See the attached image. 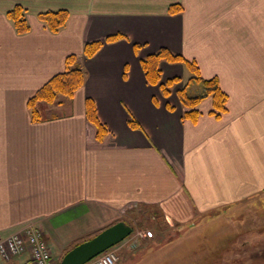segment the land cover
Returning a JSON list of instances; mask_svg holds the SVG:
<instances>
[{
	"label": "crops",
	"instance_id": "0c3cea01",
	"mask_svg": "<svg viewBox=\"0 0 264 264\" xmlns=\"http://www.w3.org/2000/svg\"><path fill=\"white\" fill-rule=\"evenodd\" d=\"M173 4L183 10L170 13ZM16 6L25 9V34L7 17ZM51 10L69 13L57 32L38 17ZM114 33L124 37L85 56L87 42ZM160 48L195 61L205 78L217 76L227 111L212 114L207 97L196 121L185 118L177 95L192 76L185 64L160 62V84L182 79L168 97L142 68ZM71 54L83 86L38 103L34 119L29 99L66 70ZM88 99L107 130L102 140ZM262 192L264 0H0V236L37 224L63 258L119 221L149 243L235 218ZM135 252L129 244L117 264Z\"/></svg>",
	"mask_w": 264,
	"mask_h": 264
},
{
	"label": "trees",
	"instance_id": "16d2710c",
	"mask_svg": "<svg viewBox=\"0 0 264 264\" xmlns=\"http://www.w3.org/2000/svg\"><path fill=\"white\" fill-rule=\"evenodd\" d=\"M183 10L181 4H173L169 8V12L179 13ZM7 17L13 21L14 27L19 34H25L30 30V25L25 15V9L22 6H16L7 13ZM39 19L53 32H57L64 26L69 18V13L66 10L45 11L38 15ZM121 33H114L106 36L104 39H97L87 42L84 46V54L86 57H93L103 47V45L117 41L123 38ZM76 54H71L67 57V68L65 71L53 76L45 83L31 98L29 99V107L31 108L33 118L40 119V112L37 108L38 103L45 101L54 103L60 95L73 96L74 93L83 86L85 82V72L80 68ZM167 61L170 63H183L191 71L190 79L178 89L177 95L186 108L183 116L185 118L197 120L200 115L198 105L207 97L213 100L212 114L220 117L222 113L227 111V92L220 86V81L217 76L205 78L201 75L199 66L195 61H190L182 54L175 53L167 48H160L157 52L148 55L141 59V65L147 77V80L154 85L160 84L161 68L160 62ZM182 79L174 77L160 84V90L165 96L172 93L173 87L181 82ZM192 85L199 86L200 90L197 94H192L190 87ZM87 115L89 119L95 123L98 129V139L102 140L107 133L104 125L97 118V111L94 102L87 100ZM132 127H137L135 120H130Z\"/></svg>",
	"mask_w": 264,
	"mask_h": 264
},
{
	"label": "rangeland",
	"instance_id": "374dc122",
	"mask_svg": "<svg viewBox=\"0 0 264 264\" xmlns=\"http://www.w3.org/2000/svg\"><path fill=\"white\" fill-rule=\"evenodd\" d=\"M234 215L235 218L209 221L201 226L199 224L196 228L186 229L182 234L180 231L173 235L170 233L167 237L155 238L149 243L142 242V244L140 242L146 238L136 239L134 235H131L124 240L126 245H121V242L113 247L119 256L117 263L121 261L122 250L131 244L132 248L136 250L133 254L135 258L126 261L125 264H202L205 258L212 256L214 258L220 254L223 258L221 263L227 264L228 261H231L233 254L237 253V256L238 252H241V255H244V250L248 247L251 238L257 252L255 256H263L264 192L254 194L247 202L239 205ZM133 227L136 229L135 225ZM198 228L201 229L199 235L193 232L199 230ZM168 237L170 239L166 241ZM61 258L56 259L55 257V264H59ZM253 264H264V262L258 259L254 260Z\"/></svg>",
	"mask_w": 264,
	"mask_h": 264
},
{
	"label": "built area",
	"instance_id": "2783aa9c",
	"mask_svg": "<svg viewBox=\"0 0 264 264\" xmlns=\"http://www.w3.org/2000/svg\"><path fill=\"white\" fill-rule=\"evenodd\" d=\"M23 255H27L24 261H16ZM118 259L116 250L110 249L86 264H116ZM0 264H55V257L43 229L28 224L21 231L0 236Z\"/></svg>",
	"mask_w": 264,
	"mask_h": 264
},
{
	"label": "water",
	"instance_id": "95a60500",
	"mask_svg": "<svg viewBox=\"0 0 264 264\" xmlns=\"http://www.w3.org/2000/svg\"><path fill=\"white\" fill-rule=\"evenodd\" d=\"M133 227L125 221H119L94 237L80 242L70 249L59 264H85L107 249L117 245L128 237Z\"/></svg>",
	"mask_w": 264,
	"mask_h": 264
},
{
	"label": "flooded vegetation",
	"instance_id": "af4514ba",
	"mask_svg": "<svg viewBox=\"0 0 264 264\" xmlns=\"http://www.w3.org/2000/svg\"><path fill=\"white\" fill-rule=\"evenodd\" d=\"M264 229V228H263ZM252 240V238H251ZM249 240L248 243V247L245 248V253L242 256L241 252H238V255L236 256V254L232 255L231 261H228L227 264H253L254 260H258L261 259L264 262V254L263 256L259 257V256H255L256 250L254 249L255 244H252V241ZM213 257V256H212ZM205 258L204 263L202 262V264H222L221 261L223 258H221V254L216 255L214 258ZM212 262V263H210Z\"/></svg>",
	"mask_w": 264,
	"mask_h": 264
}]
</instances>
